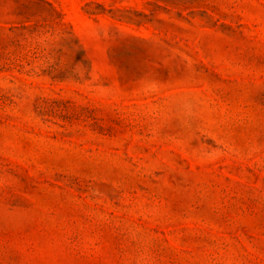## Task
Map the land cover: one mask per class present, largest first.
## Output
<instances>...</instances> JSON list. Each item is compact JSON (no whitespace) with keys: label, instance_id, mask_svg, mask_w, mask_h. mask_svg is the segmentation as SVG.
Wrapping results in <instances>:
<instances>
[{"label":"rangeland","instance_id":"rangeland-1","mask_svg":"<svg viewBox=\"0 0 264 264\" xmlns=\"http://www.w3.org/2000/svg\"><path fill=\"white\" fill-rule=\"evenodd\" d=\"M0 264H264V0H0Z\"/></svg>","mask_w":264,"mask_h":264}]
</instances>
